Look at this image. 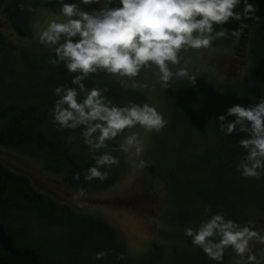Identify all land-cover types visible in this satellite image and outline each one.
<instances>
[{"label": "trees", "instance_id": "1", "mask_svg": "<svg viewBox=\"0 0 264 264\" xmlns=\"http://www.w3.org/2000/svg\"><path fill=\"white\" fill-rule=\"evenodd\" d=\"M252 2L260 6L256 12L260 22L255 21L249 39L247 72L238 80L221 82L212 92L207 84L193 86V91L177 86L166 97L171 129L181 128L185 133L208 121L217 136L214 149L187 152L179 161L173 160L169 168V186L177 206L174 219L184 229L186 240V245L175 251L171 264H217L185 235L186 227L197 228L214 212L222 211L238 223L249 219L256 227L264 228V177L258 181L240 175L237 167L243 155L238 144L240 137L226 136L215 119L233 104H254L264 97V0ZM41 4L59 10L56 0H0L1 14L10 23L11 35L29 34L26 21L29 10L24 7L34 11ZM236 25L231 22L225 27ZM230 38L213 43H227ZM237 43L239 52L241 42ZM12 52L13 45L0 30V147L41 159L47 171L62 174L66 183L73 186L92 188L102 183L98 179H83L84 169L99 153L89 151L82 137L67 143L66 137L73 130L61 131L52 123L50 109L57 99L54 89L61 84L71 86L74 74L68 73L63 65L49 63L52 56L30 54L24 56L20 73L11 60ZM234 64L229 72L233 73ZM84 83L89 88L107 89L105 94L117 104L147 101L141 92L103 73L90 74ZM75 132L79 136V130ZM120 140L109 142L118 160ZM76 173L81 174L79 180L73 179ZM112 176L108 173L107 178L111 180ZM127 202L133 204L130 198ZM66 212V207L36 187L27 173L15 172L0 161V264H131L124 244L110 225L71 211L65 216ZM101 250L108 254L97 260L95 253ZM154 251L160 253L158 248ZM230 251L231 248L225 250L221 264H227ZM160 260L153 252L138 264H158Z\"/></svg>", "mask_w": 264, "mask_h": 264}, {"label": "clouds", "instance_id": "2", "mask_svg": "<svg viewBox=\"0 0 264 264\" xmlns=\"http://www.w3.org/2000/svg\"><path fill=\"white\" fill-rule=\"evenodd\" d=\"M62 18L51 20L39 35V43L51 48L49 63L63 65L74 74L70 85L55 87L50 112L58 130H73L67 143L82 137L93 156L83 171V179L104 181L107 166L118 163L109 142L121 138L119 147L137 156L144 142L136 134L124 135L139 125L147 132H159L168 121L155 105L147 102H113L101 87H87L90 74H106L135 80L152 70L155 84L163 90L177 81L195 84L184 53L190 49H208L218 39L241 38L249 19L260 22L250 0H56ZM236 22V28L225 27ZM232 117V119H229ZM216 123L226 136H239L243 155L238 162L240 175L261 180L264 177V97L257 103L233 104ZM75 130H79V136ZM139 167H147L145 160ZM80 173L73 175L80 179ZM85 195L80 190L74 198ZM185 235L209 259L221 264L227 248L239 257L237 264H264V253L253 251L256 241L264 244V228L253 221L241 225L222 211L212 213L197 228L186 227ZM106 250L95 253L97 260Z\"/></svg>", "mask_w": 264, "mask_h": 264}, {"label": "rangeland", "instance_id": "3", "mask_svg": "<svg viewBox=\"0 0 264 264\" xmlns=\"http://www.w3.org/2000/svg\"><path fill=\"white\" fill-rule=\"evenodd\" d=\"M250 2L254 3L252 0ZM254 5L258 12L260 6L255 3ZM24 8L29 10L26 19L29 34L23 37L11 35L10 23L0 10V26H4V29L0 30L13 45L11 60L20 73L23 70L25 55L54 56L51 48L39 43V35L51 20L62 18L59 10L43 4L34 11H30L27 6ZM247 23L249 27L239 40L231 37L227 43H213L208 49H190L184 53L190 72L198 76L195 84L190 85L189 81L182 80L163 90L155 84L152 70L142 73L141 77L135 80L108 75L113 81L144 94L146 102L155 105L168 123L159 132H147L139 125L125 130L124 135L134 133L143 140L144 152L137 156L134 151L125 152L119 148L118 163L105 168L108 173L113 174L111 180L107 178L92 188L84 187L85 195L79 200L74 196L80 187L66 183L62 174L47 171L41 159L32 158L11 148L0 147V161L15 172L27 173L36 187L56 198L60 206L66 207L65 216L71 211L92 216L110 225L124 244L131 264H138L142 259L147 260L153 252L161 259L158 264H171L175 259V251L185 246L186 240L184 229L179 227L174 219L177 206L169 186V168L174 163L173 160L179 161L187 152L194 154L214 149L217 136L208 121L201 127H194V130L185 133L181 128L171 129L166 97L168 92L177 86L188 87L186 89L193 91V86L207 84L212 92L223 81L241 78L249 68L250 58L247 51L255 27V21L249 19ZM238 41L242 46L240 45L241 49L236 52ZM232 63H235L236 67L233 73L229 72ZM210 92L206 94V99L209 98ZM141 159L147 162V167L138 166ZM129 198L133 204L127 202ZM248 221L249 219H246L240 224ZM252 243L253 251L258 256L264 253V244L256 241ZM155 248L159 249V254L154 251ZM238 260L239 257L235 256L231 249L227 264H237Z\"/></svg>", "mask_w": 264, "mask_h": 264}]
</instances>
